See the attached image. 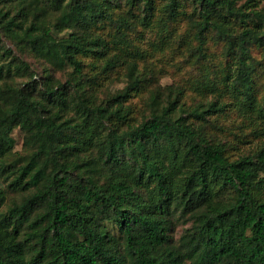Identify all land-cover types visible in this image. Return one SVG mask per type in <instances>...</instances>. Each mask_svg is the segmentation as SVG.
Segmentation results:
<instances>
[{
	"label": "trees",
	"instance_id": "16d2710c",
	"mask_svg": "<svg viewBox=\"0 0 264 264\" xmlns=\"http://www.w3.org/2000/svg\"><path fill=\"white\" fill-rule=\"evenodd\" d=\"M183 20L197 59L211 61L209 33L221 43L234 67L219 86L234 98L188 108L183 87L170 84L150 93L147 116L122 126V101L144 79L104 30L127 44ZM27 51L68 75L52 82L45 67L38 76ZM88 57L99 73L125 65V85L106 101L88 95L97 82L84 72ZM21 70L26 80L8 78ZM263 88L259 0H0V264H264V140L231 156L193 121L235 106L264 122ZM17 127L24 153L12 150ZM11 191L23 195L1 210Z\"/></svg>",
	"mask_w": 264,
	"mask_h": 264
},
{
	"label": "rangeland",
	"instance_id": "374dc122",
	"mask_svg": "<svg viewBox=\"0 0 264 264\" xmlns=\"http://www.w3.org/2000/svg\"><path fill=\"white\" fill-rule=\"evenodd\" d=\"M259 5L264 6V0H259ZM186 20L181 21L173 31L167 32L162 27L154 26L147 27L144 35L134 34L132 41L127 44H119L116 41L113 44L112 33L108 29L104 30L106 39L110 40L111 51L122 47L121 54L128 59H136L138 61V70L143 76V86L135 91L130 97L122 101V107H129L128 117L125 121H118L119 124L126 125L129 122H137L147 116L150 110L148 101L149 95L154 89H163L170 84H178L183 87V95L181 101L183 104L191 108L198 101L204 100L212 95H219L222 99L229 101L234 96L230 92H224L219 86V77L226 74L228 70H233L232 60L226 62V57L223 55L221 43L217 41L213 34L207 35V53L211 59L210 63L199 60L189 49L194 40L183 33ZM52 33L60 40H64L67 32L53 29ZM253 53L260 57L261 51L257 48ZM21 56L30 62L38 76L47 77V72H43L44 68L51 74L52 82L64 80L68 75L70 68L66 70L60 69L50 61L48 64H43V61L33 52L21 54ZM92 62V64H91ZM94 63V64H93ZM101 62L96 57H88L85 60L84 72L87 76L95 75L93 79L97 80L96 89L90 90L88 94L92 100L97 102L106 101L116 91L120 90L126 83L124 75L125 65L119 64L114 68L104 73H99ZM32 70V69H30ZM101 70V69H100ZM38 71V72H37ZM28 71L12 72L10 79L16 83L24 81L28 78ZM94 81V80H93ZM45 79L39 82L38 85H44ZM92 84V80L90 85ZM215 85V90L212 86ZM264 88L259 91L262 95ZM166 93H160L164 98ZM164 96V97H163ZM239 103V102H235ZM248 109H241L235 106H229L221 114H212L207 119H194L195 125H199L205 133L216 140H221L225 145V152L231 156H235L240 152L249 151L258 146L264 140V135L259 131L264 130L263 121H249L247 112ZM68 112L72 113L69 109ZM179 111L175 112V115ZM204 127V128H203ZM99 134L104 132V126L99 127ZM14 144L12 150L20 153L26 152L23 147L24 131L14 128L12 131ZM65 156L70 159L74 155L65 150ZM13 156V152L4 156L3 162H9ZM0 182V186H2ZM5 186V185H4ZM23 194L21 192H7L5 200L1 206V210L7 208L14 200L17 201ZM185 224L182 221L177 222L174 228V235L178 236Z\"/></svg>",
	"mask_w": 264,
	"mask_h": 264
}]
</instances>
